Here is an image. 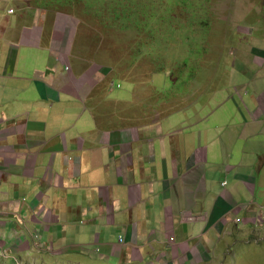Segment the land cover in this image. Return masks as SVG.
<instances>
[{
	"label": "crops",
	"instance_id": "obj_1",
	"mask_svg": "<svg viewBox=\"0 0 264 264\" xmlns=\"http://www.w3.org/2000/svg\"><path fill=\"white\" fill-rule=\"evenodd\" d=\"M25 1L0 0V264H36L26 237L38 244L45 229L70 236L83 220L74 244L56 249L63 241L53 237L39 247L56 257L86 252L71 264H209L230 231L264 226L256 225L264 207L247 209L235 195L252 192L256 173L238 172L232 154L224 164L232 145L210 129L188 134L163 121L148 134L100 128L86 102L112 71L75 69L74 38L56 17L48 43L47 10ZM263 83L236 90L244 131L234 142L250 146L264 133ZM68 97L77 108L63 119ZM109 100L116 99L109 93Z\"/></svg>",
	"mask_w": 264,
	"mask_h": 264
},
{
	"label": "rangeland",
	"instance_id": "obj_2",
	"mask_svg": "<svg viewBox=\"0 0 264 264\" xmlns=\"http://www.w3.org/2000/svg\"><path fill=\"white\" fill-rule=\"evenodd\" d=\"M31 1L29 4L35 6V0H33L34 5ZM41 1L48 5L51 0ZM156 1L158 0H150V3ZM206 1L196 2L197 13L194 11L195 6H192L190 13L187 11L188 14L185 9L174 6L173 17L183 23L185 22L184 17L186 21L189 20L183 29L178 30V26L171 23L168 27L158 22L154 23L153 28L156 33L169 35L167 38L158 37V41L168 43L161 45V48L155 50L154 53L161 59H163L161 56L163 54L168 67L165 72L155 75L152 73L153 70H147L146 60L142 66L139 65L136 69H132L131 45L138 36L151 41L156 40V35L152 36L148 27L134 28L132 26L128 30L112 31L109 28L105 29L100 22L81 24V20L68 11H56L55 16L58 18V29L63 31L67 40L74 38L73 58L75 57V62L78 63H75V69L84 68V72L92 69V72L89 71L91 76L93 72L99 73L104 70V67H111L112 72L109 78L105 79L106 82L99 84H102L99 89L105 90L108 85H112L115 79L118 84L116 83L109 92L112 98L116 99L112 103L123 104L125 107L135 106V103L139 108L146 106L144 111L148 110L147 115L139 121L146 120L153 123L141 127L144 133L148 134V127H153L162 121L169 127V130L171 127L187 128L188 134L204 132L205 136L210 129L212 137L217 135L216 138H221L232 145L233 152L229 153L224 148L222 155L224 164L231 160L230 155L232 154L234 162L238 165V172L245 175L256 173L255 188L250 194L246 188V191L244 188L237 191L235 195L238 201L245 199L241 204L244 203L247 209L251 207V202L263 208L264 133L260 139L251 142L250 146L246 145L245 140L240 139L234 142L233 139L244 131L238 130L240 121L237 100L239 95L236 90L250 86L253 79L264 80V62L257 61V58L264 59V57L255 50V48L264 49V0H213L212 6L215 12L211 16L215 17L212 20L215 27L211 36L208 35L209 38L200 27L192 28L199 16L207 14L201 12ZM7 2L9 5H27L25 0H7ZM164 7L165 11L162 14H166V9H171V1L165 0ZM47 12L45 26L52 27L50 38H46L49 43L57 20L56 17L52 20L53 11L47 10ZM132 20L137 21L138 18H132ZM188 35L191 39H187ZM204 44L206 52L203 55L190 56L193 50L198 47L202 48ZM115 56L122 57L123 61L119 62ZM188 57L189 61H187ZM186 62L188 67L184 65ZM113 68L121 71L120 79L116 78L117 73L113 72ZM195 74L197 78H194ZM127 80L140 82L135 85ZM99 85L97 83L88 95L92 96ZM240 92L244 93L245 89L242 88ZM260 92L264 94V83ZM234 96L236 98L233 99ZM69 107H74V104L68 97L62 105L61 117L63 119L67 116ZM87 107L89 108L88 104ZM139 113L137 111L133 115L137 117ZM89 118L92 121V118ZM183 119L184 122H182ZM90 121L86 120V127L89 126ZM242 215L247 216L248 213L245 212ZM261 223L264 225L263 213L262 216L257 215L256 225L259 226ZM85 225V220L81 224L78 223L80 231L73 232L70 236L57 233L55 229H45V237L39 238L38 244L34 239L26 237V244L32 246L29 255L37 259L36 264H43L44 261L47 264H71V261L86 260L83 256L86 252L82 250L71 251L64 257H56L50 251H44L39 247L41 239L44 243L53 237H58L63 241L62 244L59 242L55 245L56 249L72 245L77 241L73 239L74 235L82 232ZM259 227L230 231L217 245L214 260L209 264H264V226Z\"/></svg>",
	"mask_w": 264,
	"mask_h": 264
},
{
	"label": "trees",
	"instance_id": "obj_3",
	"mask_svg": "<svg viewBox=\"0 0 264 264\" xmlns=\"http://www.w3.org/2000/svg\"><path fill=\"white\" fill-rule=\"evenodd\" d=\"M165 1V0H164ZM164 1L158 0L156 2L150 3V0H51L49 4H44L41 0H35V6L39 8H44L48 11H53V18L55 20V12H69L79 18L81 20V24L84 22H100L103 24L104 28L112 31L116 30H128L132 26L135 27H148L149 31L152 32V36L156 35V40L151 41L143 36H138L133 45H131V57L132 61V69H136L139 65H143V62H147V70H153V75L165 72L168 67L167 60L164 55L161 54L162 58H158L155 56V50L161 48V45H166L168 42L163 43L158 41V37H168L169 35H160L156 33L153 26L154 23H160L162 25H166L171 23L173 25L178 26L179 29H183L189 20L186 21V17H184L185 22L179 21L178 18L173 17L174 6L181 7V9H185L190 13L192 6H195L194 11L197 13L198 9L196 6V2L198 0H170L172 3V7L170 10L166 9V14H162L164 10ZM213 0H207L203 7L201 8V12L207 13L204 16H199L198 20L192 25L194 27H200L203 33L208 37L211 36L212 30L214 29V24L212 20L215 17L211 16L214 14L215 10L212 6ZM31 4L34 5V1H31ZM211 6V7H210ZM164 7V8H163ZM159 12L161 14H159ZM185 13V12H184ZM188 14V13H187ZM208 15V16H207ZM132 18H138L137 21H133ZM169 29V28H168ZM52 30V27L45 26V39L50 38L48 33ZM51 34V33H50ZM187 39H191L190 36H187ZM47 40V39H46ZM160 45V46H157ZM206 52V45L203 47H198L193 50L190 54L192 55H203ZM75 54V52H74ZM119 62L123 61L122 57L115 56ZM189 61V57L188 60ZM167 63V64H166ZM166 64V66H165ZM184 63V65H186ZM185 67H188L187 65ZM108 70L112 71L111 67H106ZM118 71V72H117ZM113 72H115L116 78L120 79V72L117 68H113ZM194 77V76H193ZM197 75L195 74V77ZM115 82V79H113ZM135 85L139 84L140 81H130ZM118 84V82H116ZM102 85V84H101ZM97 87L92 96L88 99L89 108L95 112V116L97 119V123L100 128H130V127H143L150 123L149 121H139L140 118H144L148 112V110L144 111L145 108H139L138 104L135 103V106L125 107L123 104L115 105L114 101L109 100V92L110 85L105 88V90L99 89L100 86ZM121 87V84H119ZM158 93V90H156ZM121 102V101H118ZM107 103V104H106ZM123 103V102H121ZM111 104V106L109 105ZM140 112L142 114H138V116H134L135 112ZM133 118V119H132ZM151 122L150 124H152Z\"/></svg>",
	"mask_w": 264,
	"mask_h": 264
},
{
	"label": "clouds",
	"instance_id": "obj_4",
	"mask_svg": "<svg viewBox=\"0 0 264 264\" xmlns=\"http://www.w3.org/2000/svg\"><path fill=\"white\" fill-rule=\"evenodd\" d=\"M12 11H13V12H12ZM10 12H11V13H15V10L12 9ZM115 85H116V82L113 81V82H112V85L110 86V89H112V87L115 86ZM119 87H120V86H119ZM114 101H116V100H114ZM117 102H118V101H117ZM89 109H90V108H89ZM38 235H40V238H42L41 234H38ZM38 235H37V236H38ZM36 238H37V237H36ZM37 240H39V238H37Z\"/></svg>",
	"mask_w": 264,
	"mask_h": 264
},
{
	"label": "built area",
	"instance_id": "obj_5",
	"mask_svg": "<svg viewBox=\"0 0 264 264\" xmlns=\"http://www.w3.org/2000/svg\"><path fill=\"white\" fill-rule=\"evenodd\" d=\"M13 12V11H12ZM224 185H227V183H225ZM238 222H241V220L239 219ZM37 238H40V235L37 236ZM122 240V239H121Z\"/></svg>",
	"mask_w": 264,
	"mask_h": 264
}]
</instances>
